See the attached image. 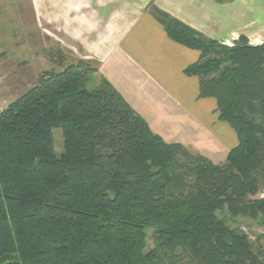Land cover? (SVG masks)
Masks as SVG:
<instances>
[{
  "label": "trees",
  "instance_id": "obj_1",
  "mask_svg": "<svg viewBox=\"0 0 264 264\" xmlns=\"http://www.w3.org/2000/svg\"><path fill=\"white\" fill-rule=\"evenodd\" d=\"M148 13L199 52L183 73L237 146L215 165L153 134L105 78L88 91L90 63L44 71L0 113V264H264V234L253 243L219 217L264 223V42L226 46Z\"/></svg>",
  "mask_w": 264,
  "mask_h": 264
},
{
  "label": "crops",
  "instance_id": "obj_2",
  "mask_svg": "<svg viewBox=\"0 0 264 264\" xmlns=\"http://www.w3.org/2000/svg\"><path fill=\"white\" fill-rule=\"evenodd\" d=\"M150 3L222 45L240 36L251 46L264 42L257 0H0V32L13 31L27 10L28 33L42 31L50 47L96 63L94 76L105 78L153 134L222 164L237 138L218 119L216 101L198 98V79L183 73L199 52L172 42L148 13Z\"/></svg>",
  "mask_w": 264,
  "mask_h": 264
},
{
  "label": "rangeland",
  "instance_id": "obj_3",
  "mask_svg": "<svg viewBox=\"0 0 264 264\" xmlns=\"http://www.w3.org/2000/svg\"><path fill=\"white\" fill-rule=\"evenodd\" d=\"M257 2L259 8L264 6V0H257ZM150 5L152 3L148 7ZM262 10L264 11V7H262ZM26 11L25 9L21 11V16L18 19L20 21L16 27L13 26V31L0 32V106L2 108L7 107L11 102L33 87L42 72L51 69L57 71L63 65L78 60L70 52L56 45L50 47L47 42L48 40L44 41L42 31H29L28 33ZM260 15H264V13L260 12ZM261 19H264V16ZM28 37L31 39H28ZM88 63L96 68V63ZM97 84L98 78L92 75L86 88L88 91H93L97 88ZM52 133L54 152L56 156H59L63 148L61 130L55 129ZM191 153L194 154L193 152ZM260 192L256 198H261V194L264 193V186L262 184H260ZM219 217H223L231 228L240 229L253 243H256L257 236L264 234V223L262 224L260 221L253 222L241 217L232 218L228 214L219 215ZM258 245L264 253V239H260ZM153 248V231L149 229L146 231V252Z\"/></svg>",
  "mask_w": 264,
  "mask_h": 264
},
{
  "label": "built area",
  "instance_id": "obj_4",
  "mask_svg": "<svg viewBox=\"0 0 264 264\" xmlns=\"http://www.w3.org/2000/svg\"><path fill=\"white\" fill-rule=\"evenodd\" d=\"M3 109H4V108H2V107L0 106V113L2 112Z\"/></svg>",
  "mask_w": 264,
  "mask_h": 264
}]
</instances>
